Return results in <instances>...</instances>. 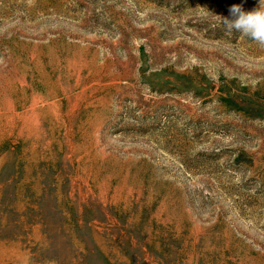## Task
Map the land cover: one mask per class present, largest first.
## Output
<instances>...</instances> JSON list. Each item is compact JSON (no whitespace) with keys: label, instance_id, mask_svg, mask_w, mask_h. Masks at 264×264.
I'll return each mask as SVG.
<instances>
[{"label":"rangeland","instance_id":"374dc122","mask_svg":"<svg viewBox=\"0 0 264 264\" xmlns=\"http://www.w3.org/2000/svg\"><path fill=\"white\" fill-rule=\"evenodd\" d=\"M233 4L0 0V264H264V45Z\"/></svg>","mask_w":264,"mask_h":264},{"label":"clouds","instance_id":"9594fccd","mask_svg":"<svg viewBox=\"0 0 264 264\" xmlns=\"http://www.w3.org/2000/svg\"><path fill=\"white\" fill-rule=\"evenodd\" d=\"M228 13L227 16L212 14L221 18L226 31L243 32L264 45V0H258V6L252 10H245L242 4H233Z\"/></svg>","mask_w":264,"mask_h":264},{"label":"bare ground","instance_id":"6f19581e","mask_svg":"<svg viewBox=\"0 0 264 264\" xmlns=\"http://www.w3.org/2000/svg\"><path fill=\"white\" fill-rule=\"evenodd\" d=\"M50 64H52V63H50ZM49 73V72H48ZM46 76V75H45ZM44 77V76H43ZM38 80V79H37ZM45 80V79H44ZM47 82V81H46ZM15 85V84H14ZM54 85V84H53ZM51 86H52V83H51ZM18 87V86H17ZM25 87V86H24ZM58 87V86H57ZM56 87V88H57ZM45 88H46V86H45ZM20 90V89H19ZM13 91V90H12ZM17 91V90H16ZM24 92V91H23ZM14 93V92H13ZM45 94V93H44ZM17 95V94H16ZM54 95V94H53ZM52 97V96H51ZM16 99V98H15ZM17 100V99H16ZM19 100H21V99H19ZM56 100V99H55ZM54 101V100H53ZM20 102V101H19ZM11 103H13V102H11ZM15 103V102H14ZM51 103V102H50ZM36 104V103H35ZM46 104V103H45ZM52 104V103H51ZM14 104H12V106H13ZM17 105H18V103H17ZM41 105V104H40ZM46 108V107H45ZM6 111V110H5ZM43 111V110H42ZM7 112V111H6ZM16 115V114H15ZM15 123V122H14Z\"/></svg>","mask_w":264,"mask_h":264}]
</instances>
